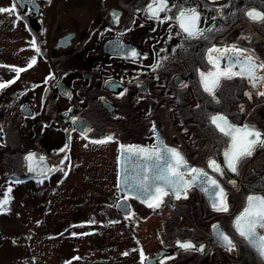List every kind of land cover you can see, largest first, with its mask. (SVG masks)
I'll list each match as a JSON object with an SVG mask.
<instances>
[{
  "label": "flooded vegetation",
  "instance_id": "1",
  "mask_svg": "<svg viewBox=\"0 0 264 264\" xmlns=\"http://www.w3.org/2000/svg\"><path fill=\"white\" fill-rule=\"evenodd\" d=\"M151 2L27 0L23 9L17 5L15 12H7L17 31L13 40L27 57L22 67L36 57L40 68L37 78L11 94L20 99L16 137L1 151L21 157L22 167L16 173L4 169L2 177H48L64 170L72 149L74 174L80 164L97 163L77 156L75 150L95 148L101 151L103 174L96 182L106 185L103 224L110 228L104 260L141 264L142 251L147 257L143 264H160L162 259L164 264H264L256 248L233 227L249 195L264 197V146L257 145L233 173L224 165L229 137L209 119L222 114L233 125H255L264 133V96L257 94L264 87L253 88L241 77L220 79L213 98L200 79L201 72L216 70L207 54L214 46L235 45L264 61V21L246 15L253 9L264 13V0H167L169 10L161 12L160 19L149 18L145 9ZM0 4L9 8L13 0ZM192 8L200 16L199 38H188L175 19L181 10ZM33 37L40 53L31 47ZM218 56L214 54L213 60L223 69L225 61ZM23 105L27 106L21 111ZM108 136L112 140L93 142ZM153 145L176 149L189 166L216 179L226 193L228 211H214L211 194L201 186L188 188L186 198L163 197L159 208L135 198V180H129L133 190L123 181L141 177L142 162H134L138 166L133 171L124 153L128 146ZM36 151L49 168L44 174L25 173L24 156ZM210 159L224 169L222 175L208 167ZM213 225L220 226L234 248L228 250L218 241ZM257 232L264 235V229ZM178 240L197 248L203 245V251H185Z\"/></svg>",
  "mask_w": 264,
  "mask_h": 264
},
{
  "label": "rangeland",
  "instance_id": "2",
  "mask_svg": "<svg viewBox=\"0 0 264 264\" xmlns=\"http://www.w3.org/2000/svg\"><path fill=\"white\" fill-rule=\"evenodd\" d=\"M10 18L7 12L0 13V82L16 77V72L7 66L25 68L21 64L25 65L27 59L16 45V38L13 40L17 31ZM39 66L35 63L20 73L14 83L0 89V159L4 143L14 138L18 121L15 112L20 99L11 94L23 82L37 78ZM75 152L97 163L80 164L73 174L72 149L64 170L31 180L4 179L1 171L8 172L9 167L0 166V201L6 199L5 193L11 188L7 203L0 206V264L118 262L104 260L110 228L103 224L106 185L96 182L103 175L101 151L88 147L83 151L77 148Z\"/></svg>",
  "mask_w": 264,
  "mask_h": 264
},
{
  "label": "snow or ice",
  "instance_id": "3",
  "mask_svg": "<svg viewBox=\"0 0 264 264\" xmlns=\"http://www.w3.org/2000/svg\"><path fill=\"white\" fill-rule=\"evenodd\" d=\"M22 0H13V4L9 8H0V13H12L16 11L17 4ZM35 7V5H33ZM31 10V9H30ZM149 14V18L160 19V13L168 9L167 0H152V2L145 9ZM246 15L255 21H264V13L256 10H249ZM171 19V17H165ZM176 21L183 33L188 38H199L203 35V30L197 27L200 16L195 8L190 10H181L176 16ZM187 21V23H186ZM31 47L40 53V47L36 43L35 37L30 42ZM132 56L138 55L135 50H129ZM219 53L218 59L225 61L223 69L220 65L213 60V55ZM208 61L212 63L215 71H209L207 74L201 72L200 79L204 91L208 92L214 97V90L219 86L220 79L231 80L234 77H241L247 79L253 88L257 86L264 87V61H259L254 53L249 52L247 49H239L235 45L227 49H219L215 46L207 50ZM36 63V57H33L25 68L17 66L11 67L16 72V77L7 82H0V89L7 87L9 84L14 83L15 79L19 78L20 73L30 69ZM157 64L155 67H159ZM238 69V70H234ZM48 77L45 79L47 82ZM249 97L251 93H245ZM258 95L264 96V91H259ZM210 122L218 129L220 133L229 137L228 147L224 150V165L233 173L238 171L239 163L246 157L252 155L254 148L264 146V133L256 130L255 125L245 124L242 127L233 125L222 114L210 115ZM153 131L155 128L153 127ZM159 139V137H157ZM112 140L111 136L106 139L93 141L94 143H105ZM68 145H65L67 148ZM124 148V146H121ZM63 151V149H62ZM127 163L132 165V170L135 171L136 165L134 162L141 161L139 167L143 169V175L139 178L127 177L124 179L123 184L129 190H133V184L129 183L130 179L135 180L134 197L140 199L142 203H146L150 208H159L163 203V197L174 195L176 199L184 194L186 198L187 189L195 186H201V190L205 193H210L211 206L214 211H228L226 193L220 187L218 181L211 176L204 169L191 167L188 165L182 153L167 146L161 147L160 145H153L151 148L143 146H128L124 153ZM35 154H30L26 160L32 161ZM42 159V158H41ZM152 162H156L153 164ZM163 162L164 166H160ZM208 167L212 171L223 174V168L217 163L215 159L208 161ZM183 169V171L181 170ZM34 168L29 166V171ZM149 173H152L151 177ZM44 174V173H42ZM186 175L187 178L186 179ZM18 182V181H17ZM231 183H235L232 181ZM11 192V188L5 193L6 199L0 201V206L7 203V195ZM127 198L124 203L126 204ZM128 218V215H126ZM233 227L237 233L245 239L251 246L256 248L258 254L264 258V235L257 232V228L264 229V197L259 195H249L247 197L246 206L242 212L234 219ZM213 232L218 241L228 250L235 247L231 239L225 235L219 225H213ZM75 235V233H73ZM177 245L185 250H198L203 251V245L197 248L192 242L177 241ZM127 255V253H125ZM147 259L141 251V264ZM166 259H171L167 257ZM164 264V260L160 261Z\"/></svg>",
  "mask_w": 264,
  "mask_h": 264
},
{
  "label": "water",
  "instance_id": "4",
  "mask_svg": "<svg viewBox=\"0 0 264 264\" xmlns=\"http://www.w3.org/2000/svg\"><path fill=\"white\" fill-rule=\"evenodd\" d=\"M25 1H27V0H22V2L17 4V5L21 9H23V3ZM26 106L27 105H23L22 108H21V111H23ZM30 154H35V157H34V159L31 162L26 160V157H28ZM30 154H26L24 156V171H25V173L38 175V174L46 171L49 168V163L47 162V160H46V158L44 156L40 155L39 151H36V153H30ZM30 163H31V166L34 168L33 171H29Z\"/></svg>",
  "mask_w": 264,
  "mask_h": 264
},
{
  "label": "trees",
  "instance_id": "5",
  "mask_svg": "<svg viewBox=\"0 0 264 264\" xmlns=\"http://www.w3.org/2000/svg\"><path fill=\"white\" fill-rule=\"evenodd\" d=\"M15 135H14V137H15ZM20 135H21V133H19V136ZM1 155H2V157L0 159V166L6 167V168L9 167L8 172H10V173H11V170L12 171H14V170L20 171L21 170V164H22L21 157H18L16 154L7 153L5 151H3L1 153ZM5 178H6V176L4 177V179Z\"/></svg>",
  "mask_w": 264,
  "mask_h": 264
}]
</instances>
